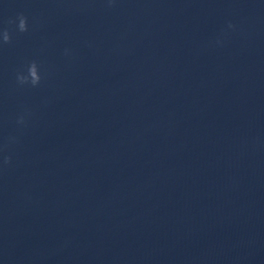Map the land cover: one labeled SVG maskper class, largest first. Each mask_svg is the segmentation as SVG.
<instances>
[{
	"label": "clouds",
	"instance_id": "clouds-1",
	"mask_svg": "<svg viewBox=\"0 0 264 264\" xmlns=\"http://www.w3.org/2000/svg\"><path fill=\"white\" fill-rule=\"evenodd\" d=\"M9 24H14L16 26V31L19 33H24L29 30L28 17L23 13L18 14L15 20H9ZM229 28H233L234 25L231 23L228 25ZM11 42V33L8 29L2 31V43L7 44ZM42 70L40 64L33 60L31 61L26 69V72H17L16 81L20 86H31L37 87L41 84L43 79ZM17 123L23 125L25 123V116L22 114L17 118ZM15 138H11L14 141ZM11 164V157L4 156L0 160V167H7Z\"/></svg>",
	"mask_w": 264,
	"mask_h": 264
}]
</instances>
